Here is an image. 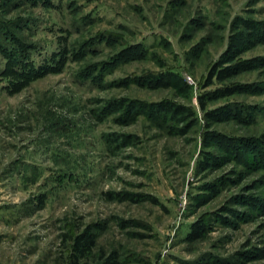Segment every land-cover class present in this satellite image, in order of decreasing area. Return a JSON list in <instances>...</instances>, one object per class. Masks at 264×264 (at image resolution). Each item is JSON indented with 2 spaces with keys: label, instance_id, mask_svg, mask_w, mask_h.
<instances>
[{
  "label": "rangeland",
  "instance_id": "1",
  "mask_svg": "<svg viewBox=\"0 0 264 264\" xmlns=\"http://www.w3.org/2000/svg\"><path fill=\"white\" fill-rule=\"evenodd\" d=\"M0 264H264V0H0Z\"/></svg>",
  "mask_w": 264,
  "mask_h": 264
},
{
  "label": "trees",
  "instance_id": "2",
  "mask_svg": "<svg viewBox=\"0 0 264 264\" xmlns=\"http://www.w3.org/2000/svg\"><path fill=\"white\" fill-rule=\"evenodd\" d=\"M240 45V42L235 41L233 43L230 42V47H236ZM231 76V73L228 68H223L219 71L212 70V72L209 74L208 79L215 77L218 81H224V79L228 78ZM230 92H233L231 89H226L225 94H229ZM204 101L200 100V106L204 108ZM93 245V240L91 236L88 234L82 235L76 239L75 242V251L79 252L80 254H84L85 252H88L91 249V246Z\"/></svg>",
  "mask_w": 264,
  "mask_h": 264
}]
</instances>
